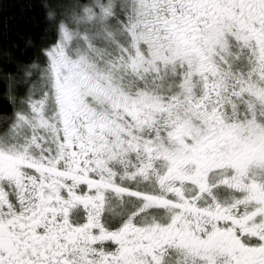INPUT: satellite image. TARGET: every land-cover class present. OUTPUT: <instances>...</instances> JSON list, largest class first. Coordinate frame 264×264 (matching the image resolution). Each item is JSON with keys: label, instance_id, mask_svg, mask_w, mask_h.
<instances>
[{"label": "snow or ice", "instance_id": "snow-or-ice-1", "mask_svg": "<svg viewBox=\"0 0 264 264\" xmlns=\"http://www.w3.org/2000/svg\"><path fill=\"white\" fill-rule=\"evenodd\" d=\"M0 264H264V0H0Z\"/></svg>", "mask_w": 264, "mask_h": 264}, {"label": "trees", "instance_id": "trees-1", "mask_svg": "<svg viewBox=\"0 0 264 264\" xmlns=\"http://www.w3.org/2000/svg\"><path fill=\"white\" fill-rule=\"evenodd\" d=\"M17 10H18L17 7H13V8L11 9V11H13V12H15V11H17Z\"/></svg>", "mask_w": 264, "mask_h": 264}]
</instances>
